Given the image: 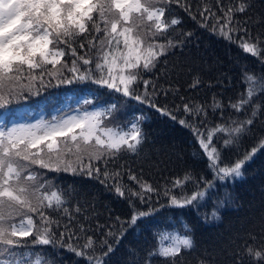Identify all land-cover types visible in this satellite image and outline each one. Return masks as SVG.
I'll return each instance as SVG.
<instances>
[{
	"label": "snow or ice",
	"instance_id": "obj_1",
	"mask_svg": "<svg viewBox=\"0 0 264 264\" xmlns=\"http://www.w3.org/2000/svg\"><path fill=\"white\" fill-rule=\"evenodd\" d=\"M216 4V10L205 3L193 13L188 0H0V109L7 110L49 87L92 84L106 88L190 128L212 174L209 179L186 170L182 177L156 187L129 170L128 179L138 187L123 183L120 168L124 165H110L142 154L147 116L140 112L129 118V114L121 113L118 99L97 108L95 97L85 98L77 115L0 126V264H63L60 253L53 251L56 249L74 253L86 264H105L104 257L114 251L113 243L127 231L124 224L133 227L156 211L152 206L147 211L137 209L132 198L147 204L153 194L163 195L170 207L199 211L218 187L217 182L227 184L244 176L245 165L264 149V138L234 162L225 160L224 149H236L261 115L264 106L253 103V97L264 93V77L245 70L244 92L235 102L229 101V106L237 113H246V118L212 128L206 126L208 107L213 112L223 107L215 97L208 106L188 102L170 108L167 99L161 104L158 97L167 98L179 90L154 82L162 73L183 70L178 65L170 68L166 58L170 52L182 50L192 35L181 32L182 38L172 37L182 23L181 18L171 15L172 5L182 7L201 28L236 43L243 53L264 65V39L253 37L248 27L253 20L247 15L252 8L249 0H230L227 6L216 0ZM237 14H243L244 19ZM200 83L196 78L189 87ZM249 105L251 113L247 115ZM181 107L190 119H178L175 112ZM200 125H205V131ZM36 169L95 178L117 196L127 198L133 212L119 228L113 231L109 227L101 232L103 239H98L78 220L82 210L74 201L79 194L48 180ZM189 184L191 192L186 188ZM210 215L213 220L220 219L217 209ZM208 218L203 217L205 222ZM96 227L105 226L97 223ZM109 237L114 240L110 242ZM156 239L157 246L148 251L144 264H153V257L163 258L164 264H185L182 253L196 249L186 223L180 229L158 233ZM97 248L106 251L98 253ZM246 254L256 264H264V247L248 246Z\"/></svg>",
	"mask_w": 264,
	"mask_h": 264
},
{
	"label": "trees",
	"instance_id": "obj_2",
	"mask_svg": "<svg viewBox=\"0 0 264 264\" xmlns=\"http://www.w3.org/2000/svg\"><path fill=\"white\" fill-rule=\"evenodd\" d=\"M188 2L192 5L193 13L205 3L214 10L217 9L216 0H188ZM222 2L227 6L230 0H222ZM249 2L252 8L247 15L253 17L248 25L251 35L253 37L259 35L264 39V22H258L264 18V0H249ZM171 15L182 20V23L176 26L177 31L172 33L174 39L182 38L181 32H191L192 35L187 38L182 50L176 49L166 58L170 68L172 65H178L183 70L178 74L162 73L159 79L154 81L165 88L171 86L173 91L179 90L176 95L169 93L167 98L163 95L158 97L160 103H165L167 99L170 108L188 102L208 106L215 97L223 107L215 112L208 107L207 128L222 122L230 123L233 119L246 118V113L235 112L229 106V101L235 102L244 92L246 87L243 82L244 71L248 70L258 77H264V65L256 57L243 53L236 43H230L201 28L197 20H193L182 7L172 5ZM237 16L241 20L244 19L243 14ZM240 35L244 34L240 33ZM160 67L163 68V65ZM196 78L201 81L199 86L189 87ZM86 93L88 98L95 97L97 108L103 107L110 100L118 99L121 113L129 114V118L132 113L139 115L140 112L147 116L143 122L147 139L142 154L139 157H125L119 163L110 165V168H120L121 164L124 165L120 168L123 173V183L133 189L138 187L128 179L129 170L156 187L166 181L170 182L175 177H182L186 170H190L196 177L209 176L207 158L201 155L202 150L192 131L182 126L178 120L163 116L147 105L139 104L135 100H127L118 93L99 89L96 85L49 87L40 95L27 96L26 99L13 103L12 107L16 109L14 112L18 117L40 112L42 119L47 120L53 114L59 115L65 110L66 104L71 103L73 99L84 100V96L81 95ZM181 96L185 99L181 100ZM253 103L264 106V93L253 97ZM247 109V115H250L251 105L247 106ZM175 115L178 119H190L183 113L182 107L175 112ZM251 127V132L242 138L245 149L264 137V107ZM200 129H205V125H200ZM244 172L242 178L232 184L229 182L227 189L222 184H218L217 193L221 196L226 192L228 197L223 217L219 222L211 221V217L205 222L203 217L192 212L187 214L188 221L181 218L182 223L180 221L176 224H170L171 221L167 223L162 217L163 212L168 208L167 197L163 195L157 197L153 194L147 204H141L139 200L132 198L136 208L142 207L147 211L152 206L156 209L152 215L138 220L133 227L124 224L133 212L129 200L117 196L99 180L84 174L73 175L65 172L54 173L56 176H50V180L79 194L74 204L78 202L81 206L82 211L78 220L89 226V235L103 239L102 231L106 232L109 227L115 231L124 224L127 231L118 243H113L114 251L104 257L105 264H144L148 251L157 246V234L165 229L172 231L180 229L185 222L188 223L196 241V249L193 252L182 253L185 256V264H199L201 260L205 261V264H256L246 254V247L251 246L256 249L264 247V149H260L247 163ZM186 188L191 192L192 185H186ZM175 191L179 192L180 189ZM218 197L212 200L215 202ZM84 216H87L86 220ZM117 217L120 219L117 220ZM97 223L105 227L97 229ZM165 225L169 226L164 227ZM109 240L113 241L114 237H109ZM53 251L60 253L59 259L63 264H86L80 257L64 249ZM101 251H106V248H97L98 253ZM152 260L153 264H164L161 257H153Z\"/></svg>",
	"mask_w": 264,
	"mask_h": 264
},
{
	"label": "rangeland",
	"instance_id": "obj_3",
	"mask_svg": "<svg viewBox=\"0 0 264 264\" xmlns=\"http://www.w3.org/2000/svg\"><path fill=\"white\" fill-rule=\"evenodd\" d=\"M166 15H168V14L166 13ZM106 90H108V89H106ZM86 95H87V93L86 94H82L81 96H84V99H85V98H88V97H86ZM83 101L84 100L81 99V98H76V100L73 99L71 101V103L66 104V108L67 109L65 108V110H63L61 113H59V115L58 114H56V115L53 114L47 120H51L53 117H61V116H64L65 114L77 115L78 114L77 110L79 108H81L82 106H84L83 105ZM95 104L96 103L94 101V107H96ZM12 106L13 105L9 106L7 110L0 109V126H4L5 125V126H9L10 127L13 124H20V123H25V124L33 123L34 124V123H36L39 120H43L42 119V114L40 112L34 113L33 115H29V116L27 115L25 117H23V115H20V117H18L15 114V112H14V111H16V109H14V107H12ZM85 107H88V106H85ZM89 110H93V108L89 107ZM209 128H212V127H209ZM187 129L191 131L190 128L187 127ZM201 131H205V129H201ZM216 136L223 137V134L222 133H217ZM216 136H214V139H213L214 143H217ZM195 140H196V138H195ZM259 140L260 139H258L255 142H253V144H251V146L248 149H245V146H243V144H242V140H241L240 145L236 149H224V158H225V160L228 161V162H234L238 157L242 158L244 153L246 151H250L252 147L256 146L257 143L259 142ZM219 144H220V146H222V140L219 142ZM244 169H245V167H244ZM36 170L38 172H43L44 175H45V178H47L48 180H50V176H52V177L56 176L54 174L55 172H47L46 170H43V169H36ZM211 176H212V174L209 172L208 178L211 179ZM218 184H221V183L217 182V185ZM229 184L230 183L222 184V185L225 186L226 189H227ZM231 184H232V182H231ZM216 196H219V197L214 202L212 199H214ZM227 198L228 197H227V193L226 192H224V195L220 196L217 193V189L215 188V189H213L211 191L210 198L206 199L205 202L201 205L199 211H197V210H195V209H193L191 207H186V208L181 209V208H175V207L168 206L167 210H165L163 212L162 217H163V219H165V221L167 223H169V221H171L172 223H170V224H176L177 221L178 222L180 221L182 223L181 218L187 220L186 217H187V214H189V213L195 212L201 217H204L205 215H208V217H211L210 214H211L212 210L213 209H217L218 213H219V216H220V219L219 220H213L212 218H210V220L214 221V222H219L222 219V217H223L222 215H223V212L225 210L224 206L227 205V201H228ZM137 209L144 210L142 207H138ZM190 209H193L194 211H191ZM185 223L188 225L187 222H185ZM168 226L165 225L164 227H168ZM164 231L171 232L172 230L171 229H165Z\"/></svg>",
	"mask_w": 264,
	"mask_h": 264
}]
</instances>
